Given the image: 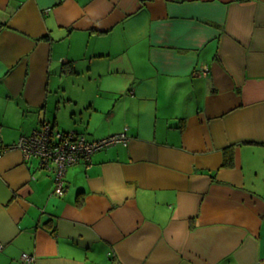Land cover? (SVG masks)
Instances as JSON below:
<instances>
[{"label":"crops","instance_id":"crops-1","mask_svg":"<svg viewBox=\"0 0 264 264\" xmlns=\"http://www.w3.org/2000/svg\"><path fill=\"white\" fill-rule=\"evenodd\" d=\"M44 123L127 144L57 195L15 146ZM0 242V264H264V0H0Z\"/></svg>","mask_w":264,"mask_h":264},{"label":"built area","instance_id":"built-area-1","mask_svg":"<svg viewBox=\"0 0 264 264\" xmlns=\"http://www.w3.org/2000/svg\"><path fill=\"white\" fill-rule=\"evenodd\" d=\"M123 142L127 144L126 133L109 136L100 140H89L77 131H62L53 124L44 123L30 135H23L15 144L30 160L35 158L39 166L53 171L56 176L55 194L63 195L65 192L64 177L67 169L81 160H90L93 153L111 144ZM3 244L0 242V249ZM22 259L31 264L34 257L23 253Z\"/></svg>","mask_w":264,"mask_h":264},{"label":"trees","instance_id":"trees-1","mask_svg":"<svg viewBox=\"0 0 264 264\" xmlns=\"http://www.w3.org/2000/svg\"><path fill=\"white\" fill-rule=\"evenodd\" d=\"M229 165V164H232V161H230V162H224V165Z\"/></svg>","mask_w":264,"mask_h":264}]
</instances>
